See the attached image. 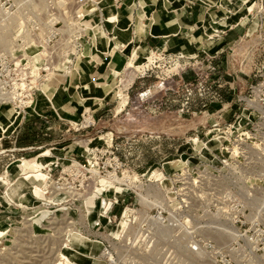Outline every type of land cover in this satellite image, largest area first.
I'll return each mask as SVG.
<instances>
[{
    "label": "rangeland",
    "instance_id": "1",
    "mask_svg": "<svg viewBox=\"0 0 264 264\" xmlns=\"http://www.w3.org/2000/svg\"><path fill=\"white\" fill-rule=\"evenodd\" d=\"M92 1L98 10L84 17ZM116 1L121 2L0 0V84L15 74L27 86L28 79L35 78L48 96L39 91L37 105L53 113L50 117L40 110L31 120L15 122L14 129L8 128L10 122L5 133L0 130V137L6 135L0 139V225L9 224L0 236V264H54L63 250L71 264H103L100 249L95 251L98 235L111 244L118 264H264L262 6L254 1L244 5L245 14L236 21L237 29L245 26L240 34H234V28L227 31L233 30L229 36L185 34L187 51L154 42L147 52L136 45L138 37L120 42L121 65L104 112L79 105L65 117L57 94L51 96L52 87L46 88L76 87L79 61L87 56L85 50L96 48V38L89 30L81 31L79 22L83 17V27L99 22L104 5L116 6ZM141 5L137 0L138 9ZM99 23L98 31L104 22ZM67 26L80 31L83 55L76 56L71 46L75 54L62 57L68 46ZM64 58L70 60L65 72L60 66ZM32 72L35 77H30ZM137 78L144 80L134 98ZM120 93L127 95L126 102ZM124 105L127 113L113 117ZM2 114L15 116V111L4 104V123ZM33 127L39 133L28 139ZM20 138L27 143L19 146ZM19 160L41 163L39 171L46 179L24 177L20 168H11ZM161 173L181 188L186 202L182 215L190 224H140L142 213L154 216L165 203L162 190L171 187L167 180L162 186L155 182ZM33 184L41 192L34 191ZM120 187L131 194L134 223L126 217L127 210L117 228L95 224V212H80L104 210L105 198L111 199ZM142 188L154 195L151 203ZM24 194L29 202L20 200ZM90 199L96 201L92 208L87 205ZM39 211L42 219L37 224L45 228L41 232L27 222ZM70 225L77 240L66 231ZM195 240L196 251L191 249Z\"/></svg>",
    "mask_w": 264,
    "mask_h": 264
},
{
    "label": "crops",
    "instance_id": "2",
    "mask_svg": "<svg viewBox=\"0 0 264 264\" xmlns=\"http://www.w3.org/2000/svg\"><path fill=\"white\" fill-rule=\"evenodd\" d=\"M136 1L121 0L119 5L111 4V7L107 8L104 5L103 18L107 12L110 13L114 10L117 12L118 21L115 24L102 21L104 23L101 32L97 29V33L105 34L108 41L104 37L101 38L104 40L103 44L95 43V49H90L89 45H86L90 50H85L84 53H87V56L79 61V66L76 67L78 76L73 81L76 87L71 84L68 91L51 85L46 88L49 91L52 87L51 96L57 94L58 103L63 105L61 107L63 116L70 117V110L79 105L90 107V109L97 107L96 111H103L116 83V70L121 65L119 56L122 51L118 47L120 42H128L133 37H138L141 40L136 45L143 46L147 52L151 51L150 47L154 42H159L160 47L169 50L187 51L184 47L186 44L183 46L185 34L198 35L200 38L224 32L229 36L233 30L229 33L227 31L231 28H234V34H240L245 30V26L242 25L237 29L236 21L244 16V5L254 1L264 10V0H140L142 3L140 9L136 6ZM140 1L138 0L139 5ZM98 25L100 23L95 26V29ZM109 35L113 36L112 40ZM143 80H139V78L133 80L132 86L135 83L134 88L136 91L138 90L133 93L134 98L137 94L140 95L139 84ZM67 95L68 97L64 99ZM39 103L43 104V102ZM37 108L38 111L42 110L41 112H43V109L38 105ZM124 110L125 106L114 112L112 116H123L127 113H123ZM43 113L50 117L53 116L50 110ZM121 113L123 114L121 115ZM95 246L97 249L95 251H98L99 245Z\"/></svg>",
    "mask_w": 264,
    "mask_h": 264
},
{
    "label": "built area",
    "instance_id": "3",
    "mask_svg": "<svg viewBox=\"0 0 264 264\" xmlns=\"http://www.w3.org/2000/svg\"><path fill=\"white\" fill-rule=\"evenodd\" d=\"M116 4H117V1H116ZM117 5H119V4H117ZM87 15L88 14H85V16H87ZM84 17L79 22V25H80L79 28L81 29V31H85V30L91 31L93 34V37H94L95 33H93V31L91 29L93 28V26H95V24L103 21L102 19H104V18L102 16V13H100L99 22H97L93 25H84V27H83L81 21L85 19ZM68 27L69 26H67L65 33H64V35H65L64 40L68 44V46H65L67 51H66V54H64V56H62V57H68L69 55L75 54L74 52H70L71 46H73V48H75V50H76L75 55L76 56L83 55L84 47H82L83 44L81 42L82 36L78 37V33L80 31L76 32L74 27H73L74 29L71 31V30H69ZM76 28H77V26H76ZM73 31H75V32H73ZM69 61H70L69 59L64 58V60L61 62L60 66H63L62 67L63 72H65L66 68L69 66ZM42 69L46 70L47 68H42ZM30 77H35L34 72H32V76L30 75ZM28 80H29V86H27V84L25 85V82L23 81L22 77L19 76V74H15V77L13 79H11L9 81L8 80L4 81V84H5L4 86H2V84H0V105H4V104L10 105L12 110L15 111L14 119L8 125V128H10L11 126L13 127V124L15 122H17V124L25 122V120L30 119L29 117H31L32 113L38 112L36 97H37V94L39 95V91L42 95H44L46 98H48V96L43 92L42 88L37 86V84H36L37 80L35 78H31ZM24 86L26 88H24ZM38 115L41 118L45 117V116H42L41 114H38ZM14 128L15 127H13V129ZM13 131L14 130L11 129V132H13ZM3 133H5V132H3ZM5 136L2 134L0 139L5 137ZM112 139L113 138H111L110 141H112ZM161 175H162L161 179L156 180L155 182L158 181L159 184H161V186H162V183L167 180L170 184V187H171L168 190H166V189H165V191L162 190L165 193V195H164V197H165L164 202L165 203L160 205L161 210L158 211V213L155 214L154 216H151L147 213H142L140 215V219H141L140 224H175V225L176 224H190V223H187L184 216L182 215L183 212H185V210H186V208H185L186 202H185L184 198L181 197V195H183V194H181V188H179L178 186L175 187V180L173 178L166 177L162 173H161ZM133 178H135V177H133ZM123 190H124V188L120 187V190H118L119 192L117 194L115 193L111 199L104 197L107 200V204H108L106 206V208H103L104 210H102L100 207V209H98L97 211L88 212L85 208L86 212H83V210H81L80 212L85 213L86 216L89 213L95 212L96 213V221L94 222L95 224H97L100 227L104 226V224H116V228H117V224L120 221V219L122 218L124 211L127 210L126 217L128 218L130 224L134 223L135 217L133 216L131 211H134L136 209H135L134 203H132L130 201L131 194L128 191H123ZM141 191H143L145 193V195L147 196V199H146L147 203L152 202V200H150L151 198L155 199L154 195L152 193H150L149 190L146 191L145 189L142 188ZM172 194L175 195L177 197V199L171 200L170 195H172ZM99 195H103L102 192H100ZM103 196H105V195H103ZM132 197H135V196L132 195ZM166 198H167V200H166ZM175 203H178V204L175 205ZM120 208H121V210H120ZM164 214H166V215L163 217ZM103 216H104V218L102 219ZM95 242H96V244L99 245L100 250L98 251L99 252L98 256L102 259L103 264H118L114 260L115 252H114L111 244L107 240H105L103 237H101V235H98V240H95ZM191 249L194 251L198 250V241H196V240L194 241V244L191 245Z\"/></svg>",
    "mask_w": 264,
    "mask_h": 264
},
{
    "label": "bare ground",
    "instance_id": "4",
    "mask_svg": "<svg viewBox=\"0 0 264 264\" xmlns=\"http://www.w3.org/2000/svg\"><path fill=\"white\" fill-rule=\"evenodd\" d=\"M95 8V9H94ZM92 9V10H90ZM97 7L94 5L93 1L90 3V6L88 4V9L84 11V13L82 14L83 16L85 14H90L92 11V13H94L95 11H97ZM87 11V12H86ZM103 21H105L106 23H110V24H115L117 21H118V16L116 14H113V13H107L106 16L104 17V19H102ZM102 22V21H101ZM96 26V25H95ZM95 26H93V31L94 33H96L94 35V37L96 38V43L98 44H103L104 40H101V38H105L107 41H108V37L103 34V33H97L98 31L95 29ZM100 34H103L102 36ZM100 35V36H98ZM85 57V56H84ZM81 60V59H80ZM127 67H131V65L129 64ZM120 99H122V102H126V99H127V95H121V93L119 94ZM121 104V103H120ZM14 117L13 116H7L6 114H2V118H3V121L4 123H1L0 122V129L2 131L5 130V125L9 124L12 120V118ZM11 168H20L21 171H23L24 173V177H29V176H35L36 177V180L38 181H44L46 179V174L42 173L39 171V169L41 168V163H39L38 161H33V162H27V161H20L19 160V164L15 165V166H12ZM10 169V168H9ZM8 169V170H9ZM1 178V177H0ZM41 184V183H40ZM34 191H36L37 193L41 192V187L38 186V184H33V186L31 187ZM34 193V192H33ZM29 199L30 197L28 195H21L20 196V200L22 202L26 201V202H29ZM33 201V200H32ZM94 202L96 203V201L94 199H90L88 200L87 202V205L89 206V208H92L93 205H94ZM100 203V201H99ZM102 203V202H101ZM100 203V204H101ZM104 203V201H103ZM95 206V205H94ZM103 207V206H102ZM42 213L41 211H39L37 214H36V217L35 216H29L27 218V222L29 224V226L33 225L35 227V230H37L38 232H41V231H44L45 228H42V227H39L38 226V222L42 219ZM14 218V217H13ZM25 221V220H24ZM26 222V221H25ZM69 222V221H68ZM67 222V223H68ZM123 221H121L120 223H122ZM66 224V223H64ZM123 224H121L122 226ZM8 229H9V224H6L4 226L1 227L0 225V236L4 235L5 233L8 232ZM66 231L69 232L68 235H71L73 236V239H76L77 240V236L73 235V234H77V232L75 231V228L71 227H67L66 228ZM79 234V233H78ZM66 235V234H65ZM65 237H63L62 239L64 240ZM64 243H66V241H63ZM62 243V242H61ZM68 245V244H67ZM66 246V245H65ZM67 249V248H65ZM54 264H71L72 261L71 259L68 257V253L66 250H63L62 252H59V256L57 257V259H55L54 261Z\"/></svg>",
    "mask_w": 264,
    "mask_h": 264
},
{
    "label": "trees",
    "instance_id": "5",
    "mask_svg": "<svg viewBox=\"0 0 264 264\" xmlns=\"http://www.w3.org/2000/svg\"><path fill=\"white\" fill-rule=\"evenodd\" d=\"M33 119V118H32ZM30 120H31V118H30ZM37 122H40V123H42V121L41 120H37ZM28 132H30V134H28L26 137L28 138V136L30 137L33 133H39V132H37V130H36V128L35 127H33V130H30V131H28ZM21 140H19V142H18V145L19 146H23L24 144H26L27 142H23V138H20ZM29 139V138H28Z\"/></svg>",
    "mask_w": 264,
    "mask_h": 264
}]
</instances>
